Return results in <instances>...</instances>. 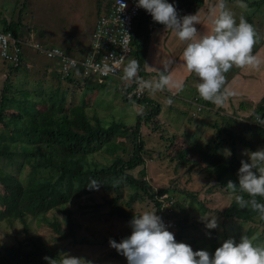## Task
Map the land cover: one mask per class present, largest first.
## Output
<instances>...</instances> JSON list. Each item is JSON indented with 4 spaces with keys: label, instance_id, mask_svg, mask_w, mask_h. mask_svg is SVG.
<instances>
[{
    "label": "trees",
    "instance_id": "obj_1",
    "mask_svg": "<svg viewBox=\"0 0 264 264\" xmlns=\"http://www.w3.org/2000/svg\"><path fill=\"white\" fill-rule=\"evenodd\" d=\"M169 2L174 3L178 16H183L197 11L204 0ZM251 3L260 6L264 5V0ZM110 5L111 0L103 4L99 2L97 15L101 14L102 6L108 9ZM25 8L24 5L19 10L18 19L10 20L2 17L0 9V31L11 32L15 42L10 44V48L21 51L18 65L1 57L9 62L10 68L0 88V223L14 226L20 222L26 232L25 237L14 244L0 242V264H57L66 256L65 252L50 250L42 236L28 233L30 219L49 228L56 240L74 239L77 245L105 246L106 240L95 235L94 229L87 227L93 236H77L80 225L71 206L82 201H87L82 206H91L95 210L106 204L110 216L129 222L135 215L130 212L135 204L148 199L154 203L156 214L163 220V202L171 199L174 201V217L178 221L174 238L177 242L187 243L194 251L207 250L211 256L223 241L232 238L238 242L242 235L253 244L264 246V221L251 208H240L235 201L238 193L225 187L229 180L238 183L240 162L248 160L242 150L254 151L264 146V96L257 102L242 100L237 107L240 113L230 114L198 94L187 100L164 90L147 91L142 97L130 95L136 83L124 81L120 76H108L103 80L94 78L95 82L90 83L89 77L81 73L87 78L81 82L78 80L80 74L75 70L64 75L60 71L61 65L49 61L37 72L32 69L33 61L28 60L29 52L23 47L35 49L30 43L46 47L55 43L44 38L43 33L33 37L22 30ZM160 25L163 24L153 21L145 10L135 20L130 60L138 64L137 78L149 76L145 68L149 39L152 30ZM92 35L91 32L87 44L73 36L75 41L72 44L67 41V45L62 47L69 55H81L86 52ZM49 60L56 61L53 58ZM159 73H151L150 76L156 75L155 81ZM12 75L16 76V82L24 85L25 90L13 85ZM109 89H119L124 102L147 109L137 114L133 123L122 120L123 117L109 121L100 117L95 109L97 94ZM81 93L84 97L79 100ZM158 95H163L165 100L161 101ZM174 114L180 115L178 123L182 125L170 134L169 129L162 127L167 120L163 117L173 118ZM184 125L203 127L202 134L210 136L209 140L205 143L198 140L188 142L184 136H188L189 131L184 129ZM144 127L150 128L154 137L161 139L164 150L148 145ZM208 127L212 128L210 135L205 132ZM121 138L124 142L120 141ZM176 144L180 149L175 150V154L171 153ZM225 149L231 151L230 156L224 155ZM155 154L161 158L169 157L170 161L176 160V167H186L188 180L199 174L205 181L203 192L206 193L181 187L179 180L173 184V189L166 187L155 192L145 168L148 158ZM140 166L143 168L136 175L134 170ZM180 175L182 177V173ZM93 179L100 182L97 189L86 186ZM163 194H168V197L162 198ZM207 194L211 197L216 194L225 196L229 203L221 209H211L207 201L212 199ZM242 195L248 199L247 194ZM98 198L103 201L99 202ZM256 199L264 203V198L257 196ZM190 202L197 206L194 214L191 212L193 206L189 207ZM175 205L180 210L175 209ZM59 213L63 215L62 219ZM204 216H216L217 227L206 229L201 219ZM126 235L130 232L112 239ZM109 251V257L118 253L116 249Z\"/></svg>",
    "mask_w": 264,
    "mask_h": 264
},
{
    "label": "clouds",
    "instance_id": "obj_2",
    "mask_svg": "<svg viewBox=\"0 0 264 264\" xmlns=\"http://www.w3.org/2000/svg\"><path fill=\"white\" fill-rule=\"evenodd\" d=\"M120 2L122 3V0ZM135 5L149 13L153 21L171 29L178 40L184 42L181 53L183 65L188 73H194L198 77L196 91L199 97L206 101L217 106L224 104L226 97L231 94L222 90L225 83L224 74L230 68L260 64V61L251 55L256 35L253 27L245 22L243 17L237 23L223 0H218L210 12V30L208 34L202 35L197 34L195 27V24L200 23V17L196 13L178 16L174 3L169 0H135ZM239 7L246 9L247 4L240 0ZM173 62L169 59L162 65L157 80L145 81L136 77L138 64L135 60H130L124 67L121 78H135L141 92L145 89L151 92L173 88L183 90V80L175 81L169 74V66ZM242 154L247 155L248 160L242 159L240 162L237 169L238 183L229 180L225 187L238 193L235 201L240 208H251L258 214L259 219L264 221V203L256 199L257 196L264 198V148L254 151L245 149ZM224 155L230 156L231 151L225 149ZM99 184L100 182L93 179L86 186L97 189ZM242 194H247L248 199ZM164 195L168 197V194H163L162 198H166ZM165 201H172L173 214L169 217H174V201L164 200L165 216ZM201 219L206 229L217 227L216 216H204ZM128 223L130 235L119 242L109 239V245L126 258L127 264H264V246L253 244L245 235H242L238 242L232 238L223 241L210 256L207 250L194 251L187 243L177 242L173 234L176 230L169 231L162 218L154 211L133 215ZM57 264H80V258L67 255Z\"/></svg>",
    "mask_w": 264,
    "mask_h": 264
},
{
    "label": "rangeland",
    "instance_id": "obj_3",
    "mask_svg": "<svg viewBox=\"0 0 264 264\" xmlns=\"http://www.w3.org/2000/svg\"><path fill=\"white\" fill-rule=\"evenodd\" d=\"M106 1L107 0H0V9H2L3 11V18H6L8 20L12 18L18 19L20 17L19 10L25 5L26 8L22 13V30L26 31L27 34L29 33L33 37H37L39 33H43L44 38L47 37L46 39H48V41H52L59 46H65L67 45V40L70 41L69 44H72L73 41H75L73 40L74 37H78L85 44L89 43V34H91L92 29L94 28L95 21L97 19L96 7L99 2L103 4ZM252 1L255 0H243V2L247 4L246 9H242L239 7L240 0H227L225 7L233 13L234 19L237 23H239L241 17H243L245 22L250 24L255 31V41L251 49V54L253 53V51H257L253 56H255L260 61V64L258 66L251 65L250 68L253 71H256L255 73H253L256 77V79H254V82L259 83L262 80L261 70H264V43L262 44V42L264 41V5L257 6L254 3H251ZM103 7L104 6H102V8ZM71 37L72 39H70ZM23 50H28L30 55V58L28 60L33 61L34 66L32 67V69L34 68V70L37 72V69L39 67H43V65H45L48 61L50 63H53L54 65H56L59 61L58 59H56L55 62L51 61L49 60L50 58H48L45 54L41 53L38 50L31 49L28 46H24ZM73 56L79 57L81 55L75 54ZM3 60L4 59L0 57V88L10 68L9 62ZM235 69L236 66H233L228 70L227 74L234 71ZM39 76H42V73ZM15 77L16 76L12 75L13 85L18 86L21 90H25L23 84L14 80ZM78 80L83 82L87 80V78L80 75L78 76ZM95 80L96 79L89 77L90 83L95 82ZM122 80L125 81V79ZM122 84L123 82H121V85ZM118 92L119 89H109L106 91L102 90L101 93L99 91V93L97 94L95 107V109H97V114L100 117L107 119L108 121L112 118L121 119L123 117L122 120L133 123L136 120L137 114L141 113L143 109H147V107H142L135 103L132 104L124 102ZM81 94L82 95L81 97H79V100L84 97L83 93ZM67 96H70V94H67ZM78 96H80V94ZM181 97L187 100V96ZM161 98L164 99L165 97L161 95ZM102 102L104 104L101 105ZM240 102L241 101H238L236 103L237 107ZM175 104L179 108L182 107L177 103ZM165 107L166 104L164 105V108ZM219 107L220 106H218V108ZM221 107L230 114H233L234 112H238V114L240 113L236 106H231L230 104L227 105V107ZM95 109H91V111H95ZM163 118L167 120H165L166 124H164L162 127L169 129L170 134H172V132H176L175 128H178L180 125H182L178 123L181 121L179 114H174V119L167 118V116ZM184 129L189 131L188 134L190 136H184V138L188 142L198 140L201 143H205L209 140L210 136H203L202 134L203 127H191L190 125H184ZM211 130L212 128L208 127L205 129V132L209 133L210 135ZM143 132L147 135L146 138L149 139L148 145L150 147L157 146L161 150H164L161 139L158 137L155 138L150 128L144 127ZM120 141L124 142V139L121 138ZM177 144L172 148L171 153L175 154V150L180 149L179 145ZM260 148H264V146H261ZM244 156L248 159L247 155ZM164 158L157 157V155L155 154L154 157L148 158L147 164L145 165L147 178L150 179L151 187L155 192L166 187H171V189H173V184L177 182V180H179V184L181 187L183 186L191 188L195 192L204 191L203 188L206 186V184L201 176H199V174L198 176L192 177L190 178V180H188L187 176L189 175V173L187 172L186 167H183L182 165L176 167V160L170 161L169 157ZM142 168L143 166L138 167L134 170V173L138 175ZM180 173H182V177ZM190 174L193 176L192 172ZM204 193L206 192H203L202 194ZM207 196L212 199L211 201H207L211 209H221L227 206L229 203L228 198L222 195L218 196L216 194L215 196L211 197L209 196V194H207ZM97 200L99 202L103 201V199L100 198H98ZM86 202L87 201H82L79 204L75 203L71 206L74 217L80 225L77 229V236H87L89 234L93 236L90 231L94 229V231H96L95 235H98L101 239L106 240V242L104 243L105 246L103 245V247H98L97 245H77L74 244V239L72 241L68 239L56 240L52 237L54 235L49 228L43 225H39L32 219L28 221V233H35L42 236L50 250L56 252H65L66 256L72 255L80 258V264H127L126 258L122 254L117 253L116 255H112V257H109L110 254H107L110 252L109 250L114 249L109 245L110 238L112 239L115 236L123 235L126 232H131L128 221L117 216H110L106 211L108 209L106 204L98 208V210H101L99 212L98 210L92 209L91 206L87 208L85 206H82V204L85 205ZM191 206H193L191 211L193 213L195 212V208L197 206L195 203L191 204L190 202L189 207ZM154 208V203L148 199L144 202H138L137 204H135L134 209H132L130 212L135 215H139L144 211L155 212ZM175 209L178 208L175 206ZM60 216L62 219L63 215L60 214ZM23 226L24 225L20 222H16L14 226H11L7 223H0V242L14 244L19 239L24 238L26 232ZM87 227L91 230H88ZM258 229L261 231L260 228ZM121 239L122 238L119 237L116 241L119 242Z\"/></svg>",
    "mask_w": 264,
    "mask_h": 264
},
{
    "label": "built area",
    "instance_id": "obj_4",
    "mask_svg": "<svg viewBox=\"0 0 264 264\" xmlns=\"http://www.w3.org/2000/svg\"><path fill=\"white\" fill-rule=\"evenodd\" d=\"M125 7H124V5ZM112 0L110 7L102 8L95 26L92 31V39L86 50L81 56L75 57L69 55L67 51L58 46H43L35 43L30 45L47 54L48 57L58 59L57 64L61 65L60 71L62 74H69L70 71L86 77L103 80L108 76L123 75V69L128 64L132 54V37L134 32V23L136 18L144 10L135 5V0ZM124 7V8H123ZM15 42L10 32L0 31V56L18 65L20 59L19 48H10V44ZM139 80L154 81L151 76H142ZM134 81L136 87L130 95L135 94L137 97H142L147 91L138 90V84ZM163 91V90H158ZM164 195L163 197H166ZM164 206L167 208L166 216L163 219L165 226L175 231L177 221L172 215V201H165Z\"/></svg>",
    "mask_w": 264,
    "mask_h": 264
},
{
    "label": "crops",
    "instance_id": "obj_5",
    "mask_svg": "<svg viewBox=\"0 0 264 264\" xmlns=\"http://www.w3.org/2000/svg\"><path fill=\"white\" fill-rule=\"evenodd\" d=\"M226 1L227 0H223L224 4H226ZM217 2L218 0H204L203 5L197 11L189 13H196L200 17V23L195 24L198 35L208 34L211 27L208 16ZM70 39H72V37ZM263 43L264 41L262 44ZM183 47L184 42L179 41L171 29H166L164 25L156 26L150 35L145 68L149 76L151 73L158 74L166 61L169 59L173 60L174 62L169 66V74L175 81L183 80L184 87L183 90L179 91L175 88L172 90L165 89L164 91H167L169 94H179L180 96H187V98H189L198 94L195 87L198 82V77H196L194 73H188L184 67L181 59ZM256 52L257 51H255V53ZM250 67L251 65L236 67V69L229 74H227L228 72L224 74L225 83L223 90L231 94L226 97L222 106L227 107V105L230 104L231 106L237 107L236 103L238 101L250 99L257 102L264 96V70H261V82L256 83L254 82L256 77L255 74H253L256 71H253ZM151 76L153 80L157 78L156 75ZM158 97L161 101L163 100L160 95H158Z\"/></svg>",
    "mask_w": 264,
    "mask_h": 264
}]
</instances>
